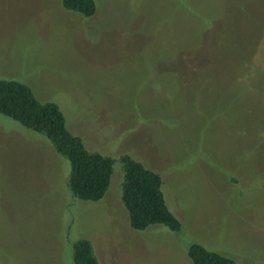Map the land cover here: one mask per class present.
<instances>
[{"label":"rangeland","instance_id":"rangeland-1","mask_svg":"<svg viewBox=\"0 0 264 264\" xmlns=\"http://www.w3.org/2000/svg\"><path fill=\"white\" fill-rule=\"evenodd\" d=\"M96 2L0 0V78L116 159L104 198L81 200L69 160L0 113V264H73L78 236L99 264H192L193 242L264 264V0ZM123 155L161 176L179 231L130 226Z\"/></svg>","mask_w":264,"mask_h":264},{"label":"trees","instance_id":"trees-1","mask_svg":"<svg viewBox=\"0 0 264 264\" xmlns=\"http://www.w3.org/2000/svg\"><path fill=\"white\" fill-rule=\"evenodd\" d=\"M61 3L66 10L85 17L97 11L96 0H61ZM0 113L44 134L69 160V188L77 198L87 201L104 198L111 184L116 159L88 150L82 138L68 129L65 114L58 103L41 101L26 83L0 78ZM120 161L124 170L122 200L130 226L145 230L159 224L179 231L182 223L166 203L161 176L129 155L121 156ZM76 238L68 242L73 248V264H99L91 241L79 236ZM188 256L192 264H238L232 257L198 242L190 244Z\"/></svg>","mask_w":264,"mask_h":264}]
</instances>
